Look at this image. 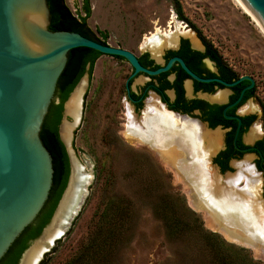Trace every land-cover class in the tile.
I'll return each mask as SVG.
<instances>
[{
  "label": "rangeland",
  "instance_id": "374dc122",
  "mask_svg": "<svg viewBox=\"0 0 264 264\" xmlns=\"http://www.w3.org/2000/svg\"><path fill=\"white\" fill-rule=\"evenodd\" d=\"M178 1L188 22L178 18L171 0H89L91 14L87 24L100 39L103 38L100 33H105L106 43L139 55L144 50L141 44L145 35L156 32L157 27L169 30L175 17L194 36L209 42L238 74L252 76L257 85L254 101L264 103V34L256 23L234 0ZM65 2L74 14L83 15L82 0ZM182 30H178L179 35H183ZM130 72L131 66L126 60L101 55L91 74L84 76L87 82L82 114L72 130L71 147L84 167L83 174L91 179L77 213L65 233L43 255L42 264H64L69 260L88 241L106 200L122 194L134 201L137 216L130 242L122 250L123 264H202L197 255L190 254L191 248L186 250V244H177V251L176 246L165 240L163 226L153 210L156 193L146 197L140 192L142 186L155 185L159 194L183 197L186 206L201 218L204 228L214 231L209 218L191 207L186 182L176 177L165 160L166 165L162 162L161 154L156 151V155L143 145H134L140 142L136 138H126L128 142L122 137L127 105L123 84ZM137 80H133L132 86ZM65 118L74 122L71 117L65 115ZM130 131L127 126L125 134ZM154 145H159L158 141ZM217 234L226 242L246 249L253 260L264 264L263 256Z\"/></svg>",
  "mask_w": 264,
  "mask_h": 264
},
{
  "label": "water",
  "instance_id": "95a60500",
  "mask_svg": "<svg viewBox=\"0 0 264 264\" xmlns=\"http://www.w3.org/2000/svg\"><path fill=\"white\" fill-rule=\"evenodd\" d=\"M242 1L264 27V0ZM49 18L47 0H0V259L34 221L48 199L54 169L40 130L51 102H58L55 89L71 49L90 48L102 55L122 57L133 68L132 76L140 72L155 75L178 61L189 75L197 78L180 58H171L164 66L150 70L143 67L129 49L101 43L75 31L49 29ZM85 74L88 72L63 103L58 129L69 157L66 186L49 222L29 242L17 264L23 263L28 250L51 225L69 189L76 155L71 147L72 137L69 143L64 140L61 126L67 121L65 115L70 117L66 103ZM243 79L251 82L247 87L250 88L253 79L244 75L236 82Z\"/></svg>",
  "mask_w": 264,
  "mask_h": 264
},
{
  "label": "flooded vegetation",
  "instance_id": "af4514ba",
  "mask_svg": "<svg viewBox=\"0 0 264 264\" xmlns=\"http://www.w3.org/2000/svg\"><path fill=\"white\" fill-rule=\"evenodd\" d=\"M158 29L161 31L160 39H164L169 30ZM155 33L146 34L141 46L146 38H151ZM190 38L178 35L176 44L165 43L157 56L149 51V48H145L139 55L135 54L140 64L150 70L164 66L171 58H180L197 78L189 75L178 61H174L168 70L155 75L140 72L132 76L131 67V72L123 84L127 105L123 113L126 116V123L124 130L121 131L122 137L127 140L124 134L129 123V111L135 117L137 125L144 127L147 134L150 119L158 122L157 117L152 118L156 107L181 122H187L193 127H201L206 136L218 139L214 148L216 150L213 151L208 141L200 136L199 152L195 129L189 133L191 135L189 142L184 141L179 134H175L170 139V143L164 145L165 151L162 149L167 156L172 153L174 162H177L173 164L184 169H191L192 166L197 165L204 171L205 177L209 174L207 169H211L221 179L222 185H226L225 180L229 175H236L238 172H240L239 177H242V174L252 176L257 174L260 183L262 182L260 194L261 199L264 200V103L254 101L256 82L250 75L248 76L253 79L250 88H247L251 83L249 80L236 82L247 74H238L204 39L195 35L197 40L195 46ZM136 78H138L137 83L132 86ZM145 117L149 120L144 126L142 120ZM134 145H143L158 155L154 143L149 139ZM161 160L164 164L167 162L168 164L165 165L174 171L169 161L165 162L162 158ZM237 186L239 188L245 186L244 177Z\"/></svg>",
  "mask_w": 264,
  "mask_h": 264
},
{
  "label": "trees",
  "instance_id": "16d2710c",
  "mask_svg": "<svg viewBox=\"0 0 264 264\" xmlns=\"http://www.w3.org/2000/svg\"><path fill=\"white\" fill-rule=\"evenodd\" d=\"M171 1L178 18L188 22L179 1ZM47 5L50 10L49 29L75 31L106 43L107 35L100 33L103 37L100 39L87 24V18L91 14L89 0H82L83 15L74 14L65 0H47ZM208 45L213 48L209 42ZM101 55L98 51L83 47L73 48L67 55L66 66L55 89L54 96L58 102H51L40 130V137L51 154L54 169L48 199L34 221L23 230L0 259V264H17L23 250L40 234L53 214L70 170L69 157L58 133L63 103L84 73L91 74L96 59ZM112 57L123 59L119 56ZM99 174L100 171L97 176ZM109 183H112L111 179ZM158 189L155 185H148L140 187V192L146 197L156 193L154 213L163 226L165 240L176 246L177 251V244H186V250L191 248L190 254L197 255L202 264H261L253 260L246 249L236 247L219 234L206 230L201 218L186 206L183 197L170 193L159 194L156 192ZM136 217L135 203L130 197L122 194L108 198L97 215L88 241L64 264H123L122 250L130 242Z\"/></svg>",
  "mask_w": 264,
  "mask_h": 264
},
{
  "label": "bare ground",
  "instance_id": "6f19581e",
  "mask_svg": "<svg viewBox=\"0 0 264 264\" xmlns=\"http://www.w3.org/2000/svg\"><path fill=\"white\" fill-rule=\"evenodd\" d=\"M234 1L243 12L256 23L257 27L264 34L263 25L250 8L242 0ZM171 20L169 32H166L164 39H160L161 31L160 29H157L156 33L151 35V38L145 39L142 45L144 50L145 48H149V51L157 56L165 43L170 42L173 45L176 42L177 37L180 34L178 33L179 29L185 30V32L182 30L183 33L181 32V34L191 37V41H193V44L196 46L197 40L195 39L194 34L191 31H188L185 25H182L181 23L179 24L175 17H172ZM174 27L175 30L173 31ZM86 82L85 79H82L66 103V113L74 121L73 123L66 121L62 124V126H64H61L62 137L68 143L71 140L73 128L81 119L82 97L86 88ZM153 113L154 116L152 118L157 117L158 122H153V120L150 119L147 135L144 127L141 128L137 125L135 117H133L132 112L129 111L128 127L131 131L130 133L125 134L126 137L129 138V140L130 137H132L140 141H148V139L153 143H157L158 141L159 145L155 146V148L161 154L163 160L169 161V165L175 171L176 177L180 181L186 182V189L191 207L196 211L205 214L213 223L212 229L220 233L226 240L248 247L257 255L264 257V200L261 199L260 186L262 182L260 183L259 176L253 173V176L242 174L241 172L242 177H239L238 173L240 172H238L236 175H229L225 180L227 181L225 182L226 185H222L223 182L221 184V179L218 178L215 172L211 169L206 168L209 174L205 177L204 171L197 165L192 166L191 169H184L180 168L181 166H176L173 164L176 162H174L175 159H173L171 155L168 154L167 156L165 152H162L164 145L170 143L169 139L173 135L180 133L181 138L184 141L189 142V140H191V135H189V133H191L192 129H195L197 132L196 142L199 152L201 148L199 140L200 136H203L204 139L208 141V144L213 151L216 150L214 148L217 146L218 139L217 137L206 136L201 127H193L187 122H181L174 116L156 109V107L153 110ZM148 120V117L143 118L142 123L144 126L147 125ZM166 152L169 153L167 149ZM73 160L75 166L71 177V183L65 197L63 198L61 206L59 207L51 225L45 230L41 238H39L28 250L22 264H38L43 257L44 252L50 249L55 240L60 238L62 233L65 232L70 221L79 209L91 178L90 176L83 174L84 167L77 157L75 158L73 156ZM243 177L245 178V186L239 188L237 184L241 178L243 180Z\"/></svg>",
  "mask_w": 264,
  "mask_h": 264
}]
</instances>
